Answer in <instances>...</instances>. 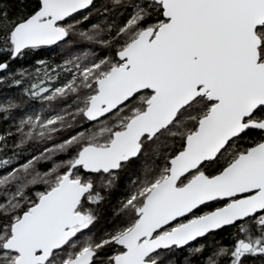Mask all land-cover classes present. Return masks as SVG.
I'll list each match as a JSON object with an SVG mask.
<instances>
[{
    "label": "snow or ice",
    "instance_id": "obj_1",
    "mask_svg": "<svg viewBox=\"0 0 264 264\" xmlns=\"http://www.w3.org/2000/svg\"><path fill=\"white\" fill-rule=\"evenodd\" d=\"M0 86V264H264V0H0Z\"/></svg>",
    "mask_w": 264,
    "mask_h": 264
},
{
    "label": "trees",
    "instance_id": "obj_2",
    "mask_svg": "<svg viewBox=\"0 0 264 264\" xmlns=\"http://www.w3.org/2000/svg\"><path fill=\"white\" fill-rule=\"evenodd\" d=\"M49 57L57 58L55 52L49 53ZM46 58H48V57H46ZM15 66L19 67V64H16ZM24 66L27 67L29 65L27 64V62H25ZM9 94H11V92L7 88V86H0V99H2L5 95H9ZM6 127H7V125L4 124L2 121H0V130H3ZM115 195H117V194H114V196ZM108 224H109V222L106 218L101 220V226L102 227H108Z\"/></svg>",
    "mask_w": 264,
    "mask_h": 264
}]
</instances>
